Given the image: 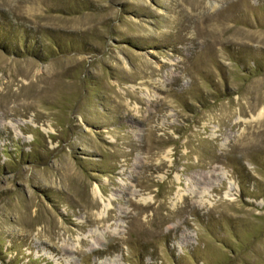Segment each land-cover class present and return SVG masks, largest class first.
I'll return each mask as SVG.
<instances>
[{"label":"rangeland","instance_id":"rangeland-1","mask_svg":"<svg viewBox=\"0 0 264 264\" xmlns=\"http://www.w3.org/2000/svg\"><path fill=\"white\" fill-rule=\"evenodd\" d=\"M0 264H264V0H0Z\"/></svg>","mask_w":264,"mask_h":264}]
</instances>
